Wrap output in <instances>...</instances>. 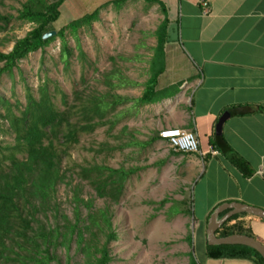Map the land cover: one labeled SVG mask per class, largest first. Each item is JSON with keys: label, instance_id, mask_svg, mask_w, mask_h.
<instances>
[{"label": "rangeland", "instance_id": "rangeland-1", "mask_svg": "<svg viewBox=\"0 0 264 264\" xmlns=\"http://www.w3.org/2000/svg\"><path fill=\"white\" fill-rule=\"evenodd\" d=\"M25 1L0 0V12L15 16ZM114 1L65 0L59 7L60 16L53 23V28L56 32L63 30L70 52L66 65L60 58L62 40L56 36L47 46L19 60L10 72L0 75V97L13 106L18 102L23 108L26 90L35 97L41 86L49 91L55 87L66 92L71 103L76 102L74 91L82 99L93 93L107 92L139 96L142 86L129 82L142 84L146 80L156 45L155 30L163 14L158 3L152 1L123 0L119 7ZM94 11L96 17L88 24L80 25L73 33L69 24ZM32 26V23L12 19L0 29V52L8 53L15 40L23 37ZM109 76L116 87L111 88L104 83L110 81ZM60 97L57 94L54 99L59 108L63 106ZM130 105V101L117 105L107 119H116L127 113ZM2 111L3 105H0V115ZM133 115L132 123H129V114L113 127L107 122V125L81 135L72 150H64L61 162L64 183L71 180L80 196L91 200V211L105 208L111 213L115 239L108 245L111 261L107 264H190L192 256L197 264H202L196 223L198 210L192 209L189 193L194 178L190 166L192 160L198 158L193 154L176 152L161 140H143V134L156 138L160 129L153 126L150 134L142 133L139 129L145 123H139ZM160 120L164 117L152 122ZM7 122L0 117V126L4 129L0 131V143L12 144L14 139L5 131ZM131 132H137L135 141L139 144L125 145L133 141ZM92 164L135 170L125 180L117 200L110 196H96L88 182L77 177L80 165ZM64 183L56 188L59 212L48 213V217L62 219L64 214L74 221L73 188ZM79 211L82 226H91L86 220L87 207L81 204ZM103 239L99 237L101 242ZM54 253L60 264H85L84 253L74 240L67 243V247L59 245Z\"/></svg>", "mask_w": 264, "mask_h": 264}, {"label": "trees", "instance_id": "trees-1", "mask_svg": "<svg viewBox=\"0 0 264 264\" xmlns=\"http://www.w3.org/2000/svg\"><path fill=\"white\" fill-rule=\"evenodd\" d=\"M64 1L26 0L15 16L0 12V29L6 27L14 18L33 24L23 37L15 40L8 53L0 52V75L10 72L19 60L30 52L47 46L56 36L62 40L60 58L66 65L70 52L64 40L63 30L55 31L53 37L43 38L46 32L54 30L53 23L59 19V7ZM121 1L123 0L114 1L116 7H119ZM148 1L158 3L163 19L155 30L156 45L146 80L142 84L129 82L134 86H142L139 96H122L107 92L99 95L93 93L82 99L78 92L74 91L76 102L71 103L66 92L55 87L49 91L47 87L41 86L35 97L31 96L30 90H26L23 108L18 102L13 106L0 97V105H3L0 117L7 119L8 127L5 131L14 139L11 140L12 144L0 143V264H60L54 251L59 245L67 247V243L72 240L84 253L85 264H107L111 261L108 245L115 239L111 213L105 208L91 211V200H84L76 185L72 186L71 180L64 183L65 173L62 172L61 162L64 150H72L79 143L81 135L91 133L98 126L107 125V122L113 127L124 116L130 115L131 112L136 113L143 105L160 102L176 89L175 85L167 89L156 88L157 76L164 69L163 49L167 42L168 20L160 0ZM95 17L96 11L73 20L69 24L72 32L75 33L80 25L88 24ZM109 77L110 81L106 80L104 83L111 88L116 87L111 82V76ZM57 94L61 95V108L54 102ZM128 101L131 105L127 113L116 116V119H107L108 114L117 105ZM229 111L245 114L250 108L235 106ZM0 131H4L1 126ZM211 143L218 151L227 154L229 162L243 175L251 173L244 159L227 152L226 141L221 132L216 133V129ZM132 144L139 142L133 140L125 145ZM134 172L133 168L92 164L80 165L76 175L80 180L88 182L96 196H110L117 200L125 180ZM62 183L73 188L74 221L64 214L62 219L48 217V213L59 212L55 194L57 186ZM81 204L88 209L86 220L91 226H82L80 222ZM240 216L241 214L235 215L226 221L216 231V236L223 237L235 233L251 236ZM197 231L200 234L201 229ZM101 236L104 237L102 242L99 240ZM206 256L211 259L250 258L257 264H264L263 258L255 250L242 245H206ZM190 264H197L193 256L190 258Z\"/></svg>", "mask_w": 264, "mask_h": 264}, {"label": "crops", "instance_id": "crops-1", "mask_svg": "<svg viewBox=\"0 0 264 264\" xmlns=\"http://www.w3.org/2000/svg\"><path fill=\"white\" fill-rule=\"evenodd\" d=\"M160 1L168 24L164 69L157 76L156 88L175 85L176 89L160 102L136 110L139 123H145L139 131L150 134L153 126L177 127L197 136L205 155L193 154L200 162L192 160L194 178L189 193L192 209L198 210L202 264H257L250 258L207 257L205 227L207 216L224 202L236 201L264 210V0ZM235 106H248L250 111L231 113L229 109ZM225 112L229 116L221 134L227 152L247 162L249 175H243L227 154L211 143ZM133 117L131 112L129 123ZM162 117L164 120L152 122ZM136 133L131 132L132 140ZM142 137L162 141L158 136ZM211 145L215 155L209 153ZM240 220L251 236L264 244V221L247 214H241Z\"/></svg>", "mask_w": 264, "mask_h": 264}, {"label": "water", "instance_id": "water-1", "mask_svg": "<svg viewBox=\"0 0 264 264\" xmlns=\"http://www.w3.org/2000/svg\"><path fill=\"white\" fill-rule=\"evenodd\" d=\"M55 35V30L48 31L43 38H49ZM229 116L225 112L216 124V133L221 132V126L225 118ZM247 214L255 216L264 221V210L258 207L250 206L241 202H224L216 206L209 214L205 227V238L207 245H242L255 250L264 260V244L258 239L241 233L230 234L223 237H217L216 231L229 219L235 215Z\"/></svg>", "mask_w": 264, "mask_h": 264}, {"label": "built area", "instance_id": "built-area-1", "mask_svg": "<svg viewBox=\"0 0 264 264\" xmlns=\"http://www.w3.org/2000/svg\"><path fill=\"white\" fill-rule=\"evenodd\" d=\"M202 5L206 7L205 2H203ZM206 11V8H204L203 13H206ZM158 137L176 152L198 154L199 156L205 155V153L199 148L196 134L191 130H183L177 127H164L159 130ZM209 153L211 155L217 153L213 145L209 147Z\"/></svg>", "mask_w": 264, "mask_h": 264}]
</instances>
